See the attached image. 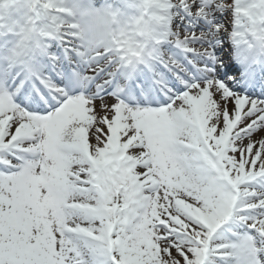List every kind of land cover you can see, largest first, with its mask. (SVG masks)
I'll list each match as a JSON object with an SVG mask.
<instances>
[{"label": "snow or ice", "instance_id": "obj_1", "mask_svg": "<svg viewBox=\"0 0 264 264\" xmlns=\"http://www.w3.org/2000/svg\"><path fill=\"white\" fill-rule=\"evenodd\" d=\"M0 264H264V0H0Z\"/></svg>", "mask_w": 264, "mask_h": 264}]
</instances>
